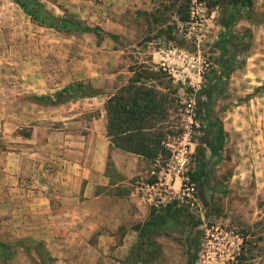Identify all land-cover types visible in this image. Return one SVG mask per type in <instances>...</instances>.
<instances>
[{"label": "rangeland", "instance_id": "obj_1", "mask_svg": "<svg viewBox=\"0 0 264 264\" xmlns=\"http://www.w3.org/2000/svg\"><path fill=\"white\" fill-rule=\"evenodd\" d=\"M39 1L58 19L99 26L114 37L40 26L14 0H0V203L6 204L0 264H48L43 245L29 239L30 229L17 234L13 178L31 182L33 162L45 158L50 144L55 157L63 156L64 133L78 135L79 129L86 136L93 119L105 114L106 99L128 85L154 90L161 108L149 126L162 142L187 138L186 175L195 185L191 198L146 203L128 263L188 264L196 251L194 264H235L245 237L252 252L238 264H264V0H252L237 16V45L228 52L233 70L221 81L216 42L224 32L223 15L210 8L215 0ZM179 9L188 21L179 20ZM75 83L91 85L96 95L56 97ZM209 87L206 103L203 90ZM216 123L224 137L219 154L210 149ZM46 135L53 136L47 147ZM170 157L167 150L153 160L140 157V174L119 194L136 190L156 160L165 166ZM200 162V177L192 180ZM34 190L25 185L23 191Z\"/></svg>", "mask_w": 264, "mask_h": 264}, {"label": "crops", "instance_id": "obj_2", "mask_svg": "<svg viewBox=\"0 0 264 264\" xmlns=\"http://www.w3.org/2000/svg\"><path fill=\"white\" fill-rule=\"evenodd\" d=\"M104 117L93 119L86 136L79 129L74 131L78 135L64 133L68 146L63 156L55 157L50 144L45 158L33 162L31 182L13 178L18 188L14 207L20 214L17 234L22 237L30 229L29 239L43 245L48 264H129L139 243L137 224L145 217L146 203L134 191L119 194V189L140 174L144 162L140 156L110 150ZM48 137L46 147L53 140ZM25 185L35 190L26 194ZM5 206L0 203V213ZM4 223L0 221V228Z\"/></svg>", "mask_w": 264, "mask_h": 264}, {"label": "trees", "instance_id": "obj_3", "mask_svg": "<svg viewBox=\"0 0 264 264\" xmlns=\"http://www.w3.org/2000/svg\"><path fill=\"white\" fill-rule=\"evenodd\" d=\"M14 2L21 8L33 22L40 26L64 28L72 26L78 28L80 31L92 33L96 37H104V31L99 27H89L82 25L80 21L68 20L67 18H56L53 16L39 0H14ZM231 4V5H230ZM234 4H238L235 8ZM252 0H236V3H223L215 0L210 8L216 7L219 9L223 18L221 26L224 29L223 34L218 38L216 44L220 52L217 60L220 74L217 81L222 78H228L233 70V63L228 56L229 48L235 47L237 42H234L235 34L233 33V26L236 22L237 16L241 14L245 8L250 9ZM179 20L181 22L188 21L189 14L178 11ZM114 37L113 35H107ZM230 68V69H229ZM212 88H205L203 91L207 102L211 100ZM74 95L80 97L95 96V89L91 85H84L82 83H75L68 85L65 89L56 93L59 99L69 98ZM156 94L151 88L139 87L134 85L124 86L121 94H115L108 97L104 103V111L106 117L105 132L109 141L110 150H116L124 154H133L146 159H155L160 153H164L166 149L161 141V136L155 135L151 132L153 126H149L151 120L158 114L157 111L161 108L160 102L156 100ZM206 124L212 125L211 122ZM218 133L213 139V144L210 146L214 154H219L224 145L223 129L220 123H216ZM202 170V163L196 165V171L192 174V180L200 177ZM141 234V233H140ZM251 243L242 238L240 251L235 257V264L241 263L246 259V253H251ZM197 259V252L195 251L188 261V264H194Z\"/></svg>", "mask_w": 264, "mask_h": 264}, {"label": "built area", "instance_id": "obj_4", "mask_svg": "<svg viewBox=\"0 0 264 264\" xmlns=\"http://www.w3.org/2000/svg\"><path fill=\"white\" fill-rule=\"evenodd\" d=\"M188 132L186 135L188 136ZM186 143H177L176 141L167 140L163 142L164 148L170 152L171 157L165 166L159 165V160L147 172V181L134 190L145 203L150 205H160L171 199L179 197L181 199L191 198L195 192V185L186 175L187 166L190 162L189 141L184 138ZM179 180L177 190L174 188Z\"/></svg>", "mask_w": 264, "mask_h": 264}]
</instances>
